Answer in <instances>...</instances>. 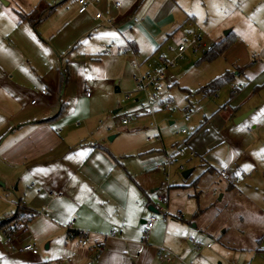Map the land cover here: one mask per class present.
I'll list each match as a JSON object with an SVG mask.
<instances>
[{
    "label": "crops",
    "instance_id": "1",
    "mask_svg": "<svg viewBox=\"0 0 264 264\" xmlns=\"http://www.w3.org/2000/svg\"><path fill=\"white\" fill-rule=\"evenodd\" d=\"M42 2L56 7L39 27L20 20L18 12L30 13ZM203 2L207 18L211 11L221 12L226 4L221 13L227 15L215 25L213 22V31H209L211 38L217 37L213 43L229 35L234 38L232 18L248 21L256 29H259L258 20L264 21V0H237L235 5L229 0ZM6 3L8 8L0 10V182L5 185L0 186V221L15 213L20 201L32 209L36 216L27 230L17 236L18 246L32 243L38 254L5 249V233L0 230V264H212L213 258L225 259L222 250L211 248L206 237L214 224L215 231L218 227L222 229L223 225H216V221L224 210H216L210 217L201 216L204 210L198 202L197 206L183 211L171 205L169 192L168 221L164 222L163 216L158 215L155 226L148 231L146 223L155 212L159 197L164 195L151 196L146 184L137 182V174L120 161L124 159L121 154L113 153L102 140L94 139L89 126H64L62 131L57 120L61 113L56 115L58 78L64 58L77 50L81 40H88L83 55L101 61L98 56L104 54L111 65V75L119 78L130 58L151 59L152 54L146 55L142 44H149L150 51L153 47L158 49L164 38H173L184 23L197 20L188 8L180 6L185 5L184 1L99 0L83 14L79 13L78 0H8ZM116 3H120L119 8ZM98 13L102 18H97ZM217 28L231 30L220 38L216 36ZM252 33L256 34L254 30ZM259 33L264 37V29ZM235 39L224 53L230 56L236 74L244 76L239 87L232 89L233 94L240 92L247 81L259 83L255 85L256 91L264 87V46L257 53H250L244 41ZM65 79L66 84L68 79ZM43 85H49L53 95ZM29 87L40 95L41 91L47 92L40 103L29 102L32 96ZM241 103L229 104V120L253 108H245ZM258 123L264 125V119ZM222 145L226 152L234 154L226 140L208 143L203 150L206 160L221 166L217 170L206 162V171L218 176L219 170H227L237 178L230 169L234 160L227 156L221 159L216 153L215 148ZM242 167L247 172L250 169L246 165ZM225 183L221 199L228 194L234 205L236 185ZM194 196L200 197L197 193ZM252 203L260 210L257 209L264 229V201L261 205ZM224 209L228 210V206ZM198 229L200 236L194 231ZM75 233L87 234L89 246H77ZM182 235L185 238L194 235L199 242L189 240L185 245ZM159 247L173 254L170 261L159 259Z\"/></svg>",
    "mask_w": 264,
    "mask_h": 264
},
{
    "label": "rangeland",
    "instance_id": "2",
    "mask_svg": "<svg viewBox=\"0 0 264 264\" xmlns=\"http://www.w3.org/2000/svg\"><path fill=\"white\" fill-rule=\"evenodd\" d=\"M7 1L0 0V10L8 8ZM179 1H184V6L179 5L188 8L197 20L182 23L175 36L164 38L166 40L161 42L158 49L153 47L150 51L149 44H142L143 52L152 54L151 59L147 61V56L130 58L119 78L111 75V65L107 64L104 54L98 56L101 61L83 55L88 42L86 39L80 41L74 53L65 56L58 78L60 87L55 106L56 115L61 113L57 118L58 126L62 131L64 126H89L94 139L102 140L113 153L121 154L124 159L120 161L137 174V182L146 184L151 196L158 198L164 195L163 199L166 200L171 192V205H177L183 211L197 206L199 202L204 210L201 216L210 217V213L224 210L216 221V225H223L222 229L218 227L215 231L214 224L206 236L211 248L221 249L225 257L213 258L212 264H264L263 219L252 203L255 201L261 205L264 201V125L258 123L264 119V87L254 91L259 83L249 84L245 79L247 83L244 88L233 94L231 86L239 87L244 76L236 74L230 64V56L224 54L213 60L204 59V53L211 47L209 43L213 45L217 39L211 38L209 31H213V22L215 25L227 15L226 12L221 13L226 4H223L221 12L211 11L207 18L203 0ZM229 1L233 5L237 3V0ZM231 20L234 39H241L250 53H257L264 46V37L259 33L264 29L263 19L258 20L259 29L248 21ZM217 29L216 36L220 38L226 37L225 33L231 30ZM253 30L256 34L252 33ZM191 31L201 35L208 50L188 48L183 58L176 59L180 45L190 41ZM167 62L174 63V66L166 69L165 78L160 83L162 91L157 92L154 86L149 88L148 94L136 90L135 76L165 67ZM229 73H235L233 81L225 83L215 93L204 96L198 92L202 87L224 82ZM65 78L68 79L66 84ZM44 88L49 95H53L49 85ZM28 91L32 95L29 102L36 100L40 103L43 96L33 88ZM87 93L90 94L88 97ZM233 101L244 103L245 108L253 106L251 109L256 111L236 124V117L229 120L231 110L227 109ZM144 117L148 119L143 120ZM84 118L88 119L84 121ZM150 119L154 121L155 129L147 127ZM124 120L128 122L127 125L123 124ZM183 130L188 134H183ZM223 140L231 144L234 154L232 151L230 154L226 152L225 145L215 148L216 153L221 159L227 156L234 160L230 169L240 179V184L234 188V205L230 203L228 194L221 199L226 181L220 176V170L218 176L206 171V162L210 161L205 158L204 147L212 141L221 143ZM179 149L183 155L179 154ZM210 164L220 169V164ZM241 164L250 167L248 172ZM188 170L192 172L186 178L183 172ZM196 193L200 197H195ZM189 195L193 198H189ZM226 206L228 210L224 209ZM194 231L201 235V230ZM189 240L199 242L194 235L187 238L181 236L185 245Z\"/></svg>",
    "mask_w": 264,
    "mask_h": 264
},
{
    "label": "built area",
    "instance_id": "3",
    "mask_svg": "<svg viewBox=\"0 0 264 264\" xmlns=\"http://www.w3.org/2000/svg\"><path fill=\"white\" fill-rule=\"evenodd\" d=\"M99 0H78L79 4V13L83 14L87 11V9L91 6H95ZM116 6L119 8L120 3H116ZM97 18L100 19L102 18V14L98 13ZM137 21V20H135ZM110 25L113 24V22H109ZM189 36L191 37L190 41H185L186 45H180L177 51V56L176 59L178 58H183V54L188 48H194L195 50H208V47L204 43L202 37L200 34L195 33L194 31H191L189 33ZM174 63H168L166 64L165 67L162 68H154L145 74H142L140 76H135V84H136V90L138 92H143L148 94V90L150 87L154 86L156 88L157 92L162 91V86H161V81L165 78V72L166 69L169 67H173ZM134 67H137V64H134ZM87 89V88H86ZM231 89L235 91V87L231 86ZM41 95H45L47 92L46 91H41ZM90 94L88 93L87 96ZM37 102L36 100H32L31 104L35 105ZM153 115L154 112H151ZM148 119V117H144L143 120ZM186 122L189 121L188 118L185 119ZM124 125H127L128 122L126 120L123 121ZM147 127H150L152 129H155V123L153 120L150 119V121L147 124ZM183 134H188L186 130L182 131ZM179 154L183 155V151L179 149ZM220 176L225 179V181L229 182L230 184H233L234 186L237 185L240 182L239 178H235L233 175H230L227 170H223L220 172ZM166 205L167 201L163 198H159L158 202L154 205L155 212L152 213V215L149 217L148 222L146 223L147 230L149 231L152 229L156 222L158 221V215L163 216V221L167 222L168 221V211L166 210ZM147 236V233H146ZM192 243H195L194 240H191ZM76 245L77 246H89V240H88V235L84 233H80L79 236L76 238ZM3 246L5 249L11 251V252H31L33 254H38V250L35 248V246L32 243H27L23 245L22 247L18 246V238L17 237H11L8 234H4V241H3ZM158 256L159 259L162 262H168L171 260L173 254L165 249L164 247H159L158 248Z\"/></svg>",
    "mask_w": 264,
    "mask_h": 264
},
{
    "label": "trees",
    "instance_id": "4",
    "mask_svg": "<svg viewBox=\"0 0 264 264\" xmlns=\"http://www.w3.org/2000/svg\"><path fill=\"white\" fill-rule=\"evenodd\" d=\"M175 2L176 0H172ZM56 6H49L44 2L40 3L33 11L24 14L18 12L20 20L23 22H28L34 28L39 27L49 16L54 12ZM234 38L229 35L227 38L219 43H214L211 45L210 49L204 53V59L213 60L222 56L231 46L232 40ZM234 79V73H229L225 77L224 82H218L210 84L206 87H202L198 92L204 96L215 93L219 87L223 86L225 83L232 82ZM233 186V184H231ZM36 214L32 209H30L25 203L19 202L17 205L16 212L7 216L0 221V230L8 234L11 237H17L20 233L27 230L28 225L35 218ZM79 234H73V237L79 236Z\"/></svg>",
    "mask_w": 264,
    "mask_h": 264
},
{
    "label": "water",
    "instance_id": "5",
    "mask_svg": "<svg viewBox=\"0 0 264 264\" xmlns=\"http://www.w3.org/2000/svg\"><path fill=\"white\" fill-rule=\"evenodd\" d=\"M225 34H229V32H227V33H225ZM118 91H119V89H117ZM252 114V111H249V112H247V113H244V114H242V115H239L238 117H236L235 119H234V123H236V124H239V123H241V122H243L246 118H248L250 115ZM191 170H188V171H185V172H183V176L184 177H186V178H188L189 176H190V174H191ZM0 186L1 187H5V185L2 183V182H0ZM15 191V190H14Z\"/></svg>",
    "mask_w": 264,
    "mask_h": 264
}]
</instances>
